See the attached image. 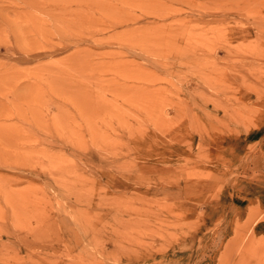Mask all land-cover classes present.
<instances>
[{
	"label": "rangeland",
	"instance_id": "1",
	"mask_svg": "<svg viewBox=\"0 0 264 264\" xmlns=\"http://www.w3.org/2000/svg\"><path fill=\"white\" fill-rule=\"evenodd\" d=\"M22 1L0 264H264V0Z\"/></svg>",
	"mask_w": 264,
	"mask_h": 264
},
{
	"label": "bare ground",
	"instance_id": "2",
	"mask_svg": "<svg viewBox=\"0 0 264 264\" xmlns=\"http://www.w3.org/2000/svg\"><path fill=\"white\" fill-rule=\"evenodd\" d=\"M2 1V0H1ZM22 1V0H21ZM35 1L36 0H26V1H22L25 5L27 4V5H29V6H31V7H38V8H41V6H44L45 4L48 6V7H52V6H54L55 7V4H56V7L57 6H59V5H57V4H60V5H62V6H60L61 8L64 6V8H66L67 6H69V5H67L68 3H69V0H37V2L35 3ZM5 2V1H4ZM8 2H10V1H8ZM11 3V2H10ZM9 3V4H10ZM15 4V2H12L11 4ZM21 4V3H20ZM42 4V5H41ZM18 5V4H17ZM17 5H16V7H17ZM25 5H22L23 7L25 6ZM38 5H41L40 7L38 6ZM1 6V5H0ZM14 6V5H13ZM22 6H19V7H22ZM7 7V6H6ZM4 8V6L2 7V8H4V9H2V10H5V9H7V8ZM16 7H14V8H16ZM18 7V8H19ZM46 7V6H45ZM48 7H46L45 9L47 10L48 9ZM44 7H42V9H43ZM23 9V8H22ZM51 9V8H50ZM50 9H48V10H50ZM9 10V9H8ZM21 10V9H20ZM52 10V9H51ZM32 11V10H31ZM9 12V11H8ZM31 13V12H30ZM1 14H2V12H1ZM30 15H32L33 16V13H31ZM34 15H36V14H34ZM27 16V15H26ZM31 16V17H32ZM31 17H29L30 19L29 20H32L31 19ZM28 18V17H27ZM36 18V17H35ZM25 20V19H24ZM34 20H36V19H34ZM3 21V20H2ZM16 23V22H15ZM33 23H34V21H33ZM37 23V22H36ZM5 25V24H4ZM16 26V25H15ZM20 26V25H19ZM18 27H16V29H17ZM20 28V27H19ZM18 31V30H17ZM33 33V32H32ZM18 34V33H17ZM16 34V35H17ZM15 35V36H16ZM21 37V36H20Z\"/></svg>",
	"mask_w": 264,
	"mask_h": 264
}]
</instances>
